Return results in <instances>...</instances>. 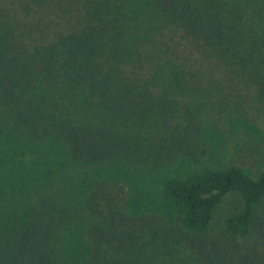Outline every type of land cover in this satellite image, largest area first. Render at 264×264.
<instances>
[{
    "label": "trees",
    "instance_id": "16d2710c",
    "mask_svg": "<svg viewBox=\"0 0 264 264\" xmlns=\"http://www.w3.org/2000/svg\"><path fill=\"white\" fill-rule=\"evenodd\" d=\"M258 103L264 0H0V264L226 263Z\"/></svg>",
    "mask_w": 264,
    "mask_h": 264
},
{
    "label": "rangeland",
    "instance_id": "374dc122",
    "mask_svg": "<svg viewBox=\"0 0 264 264\" xmlns=\"http://www.w3.org/2000/svg\"><path fill=\"white\" fill-rule=\"evenodd\" d=\"M256 111L257 118L260 120L264 130V106L257 104V106H250ZM259 161H264V153L257 157ZM110 193H105L109 198H116L119 192L116 189H111ZM120 196V194H119ZM236 197H229L219 208L215 223L219 224L222 217H224L236 202ZM215 235L222 241L220 245L225 249L223 253L228 252V258L224 264H264V205L254 223L252 233L247 238L228 237L225 238L218 231L215 230ZM221 253V254H223ZM201 264H220L218 261L208 263L207 258L201 260Z\"/></svg>",
    "mask_w": 264,
    "mask_h": 264
}]
</instances>
